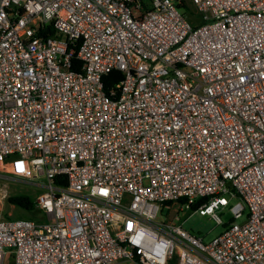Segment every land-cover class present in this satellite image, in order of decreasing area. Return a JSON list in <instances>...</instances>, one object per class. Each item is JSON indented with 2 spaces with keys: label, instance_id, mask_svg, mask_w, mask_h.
<instances>
[{
  "label": "built area",
  "instance_id": "built-area-1",
  "mask_svg": "<svg viewBox=\"0 0 264 264\" xmlns=\"http://www.w3.org/2000/svg\"><path fill=\"white\" fill-rule=\"evenodd\" d=\"M21 182L40 219L0 217V264H264V0H0V199Z\"/></svg>",
  "mask_w": 264,
  "mask_h": 264
},
{
  "label": "rangeland",
  "instance_id": "rangeland-1",
  "mask_svg": "<svg viewBox=\"0 0 264 264\" xmlns=\"http://www.w3.org/2000/svg\"><path fill=\"white\" fill-rule=\"evenodd\" d=\"M188 16L194 15L192 5L186 6L184 9ZM189 16V17H190ZM5 188V187H4ZM3 189V187L1 188ZM7 196L4 199H0V217H16V218H30V213H27L23 209L12 205L8 202V198L15 195H26L34 201L36 196L41 192L38 187H33L30 184L21 182L19 184L8 183L6 186ZM1 193V190H0ZM238 199H230L228 206L222 209L216 210L217 216L220 218L222 224H217L216 220L209 215L194 214L190 209L182 206V210H179L177 217L182 225V228L188 231L191 235L201 238L204 243H208L212 238L219 235L226 224L234 219V214L230 210V207L238 202ZM175 210H171L168 219H172L175 215ZM36 218H40L38 212L35 211ZM169 219V220H170ZM236 222H241V218L234 219Z\"/></svg>",
  "mask_w": 264,
  "mask_h": 264
},
{
  "label": "trees",
  "instance_id": "trees-1",
  "mask_svg": "<svg viewBox=\"0 0 264 264\" xmlns=\"http://www.w3.org/2000/svg\"><path fill=\"white\" fill-rule=\"evenodd\" d=\"M47 33L49 35H53L54 31L52 30L51 27H49ZM80 67H81L80 60H78L74 56L72 58V69L75 71H79ZM122 77H123L122 73H120L118 70H113V71L109 72L108 74H106L103 77L104 88L106 90L112 88L115 84H117L122 79ZM8 202L12 205H15V206L23 209L27 213H30L31 219H35V220L40 219V218H36V216H33V215H35V211L38 212V210H36L35 205H34V201L30 198V196H26V195L11 196L8 198ZM192 209H195V206L192 207ZM168 264H176V259L173 258L172 260L169 261Z\"/></svg>",
  "mask_w": 264,
  "mask_h": 264
},
{
  "label": "water",
  "instance_id": "water-1",
  "mask_svg": "<svg viewBox=\"0 0 264 264\" xmlns=\"http://www.w3.org/2000/svg\"><path fill=\"white\" fill-rule=\"evenodd\" d=\"M227 186H229V187L231 186V183L229 181L227 182Z\"/></svg>",
  "mask_w": 264,
  "mask_h": 264
}]
</instances>
